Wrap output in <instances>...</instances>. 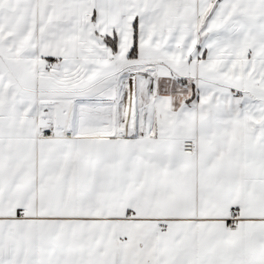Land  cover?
Segmentation results:
<instances>
[{
    "label": "snow or ice",
    "instance_id": "1",
    "mask_svg": "<svg viewBox=\"0 0 264 264\" xmlns=\"http://www.w3.org/2000/svg\"><path fill=\"white\" fill-rule=\"evenodd\" d=\"M0 264H264V0H0Z\"/></svg>",
    "mask_w": 264,
    "mask_h": 264
}]
</instances>
